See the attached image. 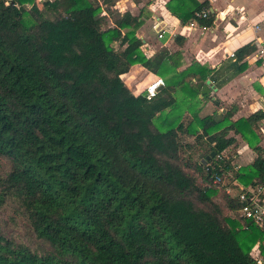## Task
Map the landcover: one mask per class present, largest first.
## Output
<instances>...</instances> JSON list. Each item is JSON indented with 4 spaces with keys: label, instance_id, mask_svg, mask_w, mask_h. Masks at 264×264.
<instances>
[{
    "label": "trees",
    "instance_id": "trees-1",
    "mask_svg": "<svg viewBox=\"0 0 264 264\" xmlns=\"http://www.w3.org/2000/svg\"><path fill=\"white\" fill-rule=\"evenodd\" d=\"M165 8L182 24L214 19L205 0ZM140 22L99 0H0V210L31 237L0 234V264H257L254 245L264 264V229L213 182L233 171L236 189L262 183L263 150L249 134L264 111L181 119L176 94L193 106L191 79L211 71H177L179 53L165 47L147 56ZM253 49L234 51L231 76ZM133 64L163 79L154 97L133 95L120 79ZM229 131L256 154L236 169ZM199 145L207 150L194 157Z\"/></svg>",
    "mask_w": 264,
    "mask_h": 264
},
{
    "label": "crops",
    "instance_id": "crops-1",
    "mask_svg": "<svg viewBox=\"0 0 264 264\" xmlns=\"http://www.w3.org/2000/svg\"><path fill=\"white\" fill-rule=\"evenodd\" d=\"M167 1L102 0L99 3L102 7L110 5L118 11H128L137 16L141 22L135 35L140 39L141 49L147 56L165 47L170 52L179 53L175 57L178 61L177 71L187 70L193 64L211 71V76L208 75L203 81L191 79L198 88L193 106L188 107L180 93L176 94L178 105L175 108L181 119L186 120L194 113L199 116L220 115L230 110L229 119L236 121L256 111H264V0H205L214 14L210 26H200L197 22L193 25L180 23L165 8ZM102 13L105 15L106 26H111L107 14L104 11ZM154 24H157V28H154ZM158 29L162 30L161 38L156 37ZM247 43H251L254 49L241 60L246 68L231 76L234 68L228 64L233 59V53ZM226 77L228 79L222 82ZM156 78L161 77L139 64H133L127 72L120 74V79L133 95L141 93ZM202 91L208 93L205 98ZM250 131L251 143L261 148L264 156V118ZM228 135L234 138L236 144L235 154L230 161L232 168L249 164L256 155L251 146L238 133L229 131ZM188 141L192 139L188 138ZM233 184L235 190L238 186L235 179ZM252 250L260 259L257 245Z\"/></svg>",
    "mask_w": 264,
    "mask_h": 264
},
{
    "label": "built area",
    "instance_id": "built-area-1",
    "mask_svg": "<svg viewBox=\"0 0 264 264\" xmlns=\"http://www.w3.org/2000/svg\"><path fill=\"white\" fill-rule=\"evenodd\" d=\"M205 12H195V17L204 16ZM194 20L189 22V25H193ZM154 28H157V24H154ZM157 38L162 37V30L158 29L156 33ZM164 82L161 78L154 79L151 83L147 84L143 91L146 99H150L155 96L158 87L163 86ZM219 176H214L213 182H220ZM225 192L229 194V189L226 188ZM236 196L240 202L238 212L240 216L251 221L257 228L264 229V174L263 181L260 184L249 185L238 189ZM252 250V249H251ZM251 257L260 264V259L256 254H252Z\"/></svg>",
    "mask_w": 264,
    "mask_h": 264
},
{
    "label": "rangeland",
    "instance_id": "rangeland-1",
    "mask_svg": "<svg viewBox=\"0 0 264 264\" xmlns=\"http://www.w3.org/2000/svg\"><path fill=\"white\" fill-rule=\"evenodd\" d=\"M99 1L102 3V0ZM101 3L100 6L102 7ZM143 85L141 87H143ZM206 150L207 147L205 145H199L198 147H195L193 156L198 157L197 155L199 153H204ZM231 153H232L231 151L227 152V154H231ZM201 162L203 161L201 160ZM233 173H234L233 171L227 172L220 181L223 184L224 191L226 188L229 189L230 191L229 195H234L238 191V189L233 190L232 188ZM0 234H3L4 236L7 237H11L17 241L20 240L30 243L31 240L30 233L28 231L26 224L22 221L20 217H17L8 207H4L3 209L0 210ZM251 252L252 254H255L254 250H252Z\"/></svg>",
    "mask_w": 264,
    "mask_h": 264
},
{
    "label": "water",
    "instance_id": "water-1",
    "mask_svg": "<svg viewBox=\"0 0 264 264\" xmlns=\"http://www.w3.org/2000/svg\"><path fill=\"white\" fill-rule=\"evenodd\" d=\"M160 88H161V86L158 87V89H160ZM201 155H202V154H199L198 157H200ZM213 155H214V151H210L209 154H208V155H205L201 160H202L203 162H206V161H208ZM207 170H208V169H207Z\"/></svg>",
    "mask_w": 264,
    "mask_h": 264
}]
</instances>
